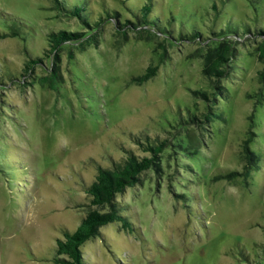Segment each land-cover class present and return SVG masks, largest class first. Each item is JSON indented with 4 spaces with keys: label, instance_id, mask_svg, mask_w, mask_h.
<instances>
[{
    "label": "rangeland",
    "instance_id": "rangeland-1",
    "mask_svg": "<svg viewBox=\"0 0 264 264\" xmlns=\"http://www.w3.org/2000/svg\"><path fill=\"white\" fill-rule=\"evenodd\" d=\"M83 2L97 14L105 3L130 18L118 0H67ZM143 2L129 0L137 9ZM154 14L172 32L166 47L163 36L123 40L109 24L96 46L66 47L53 65L44 57L48 35L81 31L80 24L56 19L49 0H0V20L19 22L28 37L0 40V71L43 60L32 78L0 87V264H53L61 229L75 230L89 210L84 189L98 167L121 161L122 146L140 154L131 135L185 148L187 135L199 142L193 155L167 151L159 172L143 173L118 196L137 232L119 222L103 227L82 247L87 263L264 264L261 40L235 45V74L213 111L219 117L199 131L182 122L206 111L197 93L213 92L204 74L208 48L181 41L194 31L213 39L229 25L241 33L264 28V0H161ZM150 65L157 75L138 85ZM53 68L56 92L39 84Z\"/></svg>",
    "mask_w": 264,
    "mask_h": 264
},
{
    "label": "trees",
    "instance_id": "trees-1",
    "mask_svg": "<svg viewBox=\"0 0 264 264\" xmlns=\"http://www.w3.org/2000/svg\"><path fill=\"white\" fill-rule=\"evenodd\" d=\"M51 10L56 12L55 18L60 20L75 21L80 24L82 30L51 32L48 35V46L44 57L53 64L54 58L58 53L71 46H78L85 49L88 46H96L99 41L100 33L103 29L112 24L116 33L123 40H127L128 34H134L137 37H147L148 40L164 37L161 46L166 47V39L171 37L172 32L166 26H163L161 20L154 13L159 7L161 0H145L140 8H136L129 3V0H118L126 8L130 18H125L122 13L112 9L110 6L102 3V12L99 14L88 5L87 2L75 6L68 5L67 0H49ZM212 11L215 12V18H218L220 11L216 4L212 5ZM125 18V19H124ZM22 24L14 20H0V40L8 38H20L27 41V34L22 30ZM203 37L197 31L182 36L183 42H197L207 46V56L204 74L211 82V94L197 93L199 99L207 103V109L199 117L189 115V119L183 121V125L190 126L195 131L203 130L206 124L213 122L218 115L213 111L217 109L219 100H225L224 81L234 77V66L237 60L238 51L235 45L244 37L258 38L259 56L264 61V28H259L255 32L246 29L241 33L238 27L226 26L218 35ZM71 54V51H70ZM73 56V55H70ZM72 58V57H71ZM41 58L32 59L31 57L25 63L21 71L13 70L9 65L6 72L0 71V87L8 83H22L25 78H32L35 67L42 64ZM54 65V64H53ZM158 72V67L150 65L145 72L134 79L138 85H143L153 79ZM260 80L264 82V70L260 73ZM61 83V77L57 69H52L51 74L39 80V84L44 87L48 86L52 91H58ZM190 139L189 148H185L183 143L175 144L172 138L153 139L147 135L143 141L132 136L133 142L141 147L140 154H136L129 148L121 147L124 152V158L121 161L112 160L109 168L98 167L95 180L87 185L84 189L88 196L89 210L86 216L75 230L66 228L61 229V238L57 240L55 258L53 264H89L85 260L82 247L90 240L101 235L100 230L112 223L119 222L122 227L129 231H136L134 225L127 215L128 207L121 201L118 196L126 192L128 188L135 187L141 182V175L149 170L161 169V160L167 151L172 153L169 156L177 155L179 151L193 155L197 152L198 137L187 135ZM259 159H251L250 163ZM87 206L80 205V207Z\"/></svg>",
    "mask_w": 264,
    "mask_h": 264
}]
</instances>
